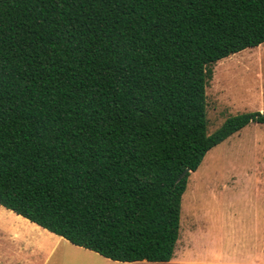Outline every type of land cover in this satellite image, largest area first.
Segmentation results:
<instances>
[{"label": "trees", "instance_id": "obj_1", "mask_svg": "<svg viewBox=\"0 0 264 264\" xmlns=\"http://www.w3.org/2000/svg\"><path fill=\"white\" fill-rule=\"evenodd\" d=\"M262 43L264 0H0V204L104 257L170 261L190 173L264 124L209 133L213 65Z\"/></svg>", "mask_w": 264, "mask_h": 264}, {"label": "rangeland", "instance_id": "obj_2", "mask_svg": "<svg viewBox=\"0 0 264 264\" xmlns=\"http://www.w3.org/2000/svg\"><path fill=\"white\" fill-rule=\"evenodd\" d=\"M208 131L227 116L264 111V43L213 65ZM173 262L103 264H254L264 262V124L251 122L211 149L190 173L182 197Z\"/></svg>", "mask_w": 264, "mask_h": 264}, {"label": "crops", "instance_id": "obj_3", "mask_svg": "<svg viewBox=\"0 0 264 264\" xmlns=\"http://www.w3.org/2000/svg\"><path fill=\"white\" fill-rule=\"evenodd\" d=\"M107 260L0 204V264H103ZM173 261L174 257L166 262Z\"/></svg>", "mask_w": 264, "mask_h": 264}, {"label": "water", "instance_id": "obj_4", "mask_svg": "<svg viewBox=\"0 0 264 264\" xmlns=\"http://www.w3.org/2000/svg\"><path fill=\"white\" fill-rule=\"evenodd\" d=\"M188 171H191V170L190 169H186L181 177H183L185 175V173H187Z\"/></svg>", "mask_w": 264, "mask_h": 264}]
</instances>
